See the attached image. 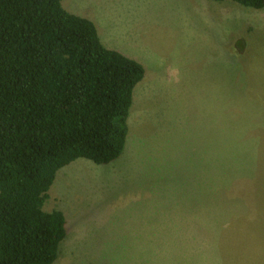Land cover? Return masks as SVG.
Wrapping results in <instances>:
<instances>
[{"label":"rangeland","instance_id":"obj_1","mask_svg":"<svg viewBox=\"0 0 264 264\" xmlns=\"http://www.w3.org/2000/svg\"><path fill=\"white\" fill-rule=\"evenodd\" d=\"M62 4L145 77L121 157L57 174L45 208L68 234L54 264H264V8Z\"/></svg>","mask_w":264,"mask_h":264},{"label":"trees","instance_id":"obj_2","mask_svg":"<svg viewBox=\"0 0 264 264\" xmlns=\"http://www.w3.org/2000/svg\"><path fill=\"white\" fill-rule=\"evenodd\" d=\"M144 77L62 0H0V264L56 262L68 234L65 213L45 208L57 174L121 157Z\"/></svg>","mask_w":264,"mask_h":264},{"label":"crops","instance_id":"obj_3","mask_svg":"<svg viewBox=\"0 0 264 264\" xmlns=\"http://www.w3.org/2000/svg\"><path fill=\"white\" fill-rule=\"evenodd\" d=\"M100 33H101V31H100ZM101 35H102V33H101ZM104 41H105V40H104ZM105 44L107 45L106 41H105ZM106 45H105V46H106ZM107 46L112 47L111 45H107Z\"/></svg>","mask_w":264,"mask_h":264}]
</instances>
